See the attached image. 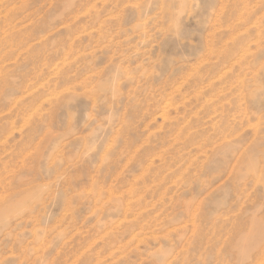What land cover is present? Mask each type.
I'll return each instance as SVG.
<instances>
[{"label": "rangeland", "instance_id": "374dc122", "mask_svg": "<svg viewBox=\"0 0 264 264\" xmlns=\"http://www.w3.org/2000/svg\"><path fill=\"white\" fill-rule=\"evenodd\" d=\"M0 264H264V0H0Z\"/></svg>", "mask_w": 264, "mask_h": 264}]
</instances>
